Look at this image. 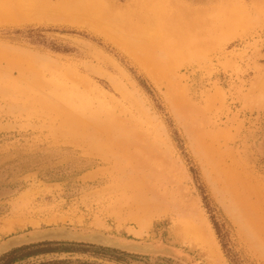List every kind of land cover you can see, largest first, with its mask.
I'll return each mask as SVG.
<instances>
[{"label":"rangeland","instance_id":"1","mask_svg":"<svg viewBox=\"0 0 264 264\" xmlns=\"http://www.w3.org/2000/svg\"><path fill=\"white\" fill-rule=\"evenodd\" d=\"M48 1L0 0V246L65 228L150 252L52 241L17 264H264V215L244 216L264 208V0ZM52 69L58 82L27 88ZM45 92L96 115L89 132L141 135L120 159L145 179L108 168L79 126L70 144L27 115Z\"/></svg>","mask_w":264,"mask_h":264},{"label":"bare ground","instance_id":"2","mask_svg":"<svg viewBox=\"0 0 264 264\" xmlns=\"http://www.w3.org/2000/svg\"><path fill=\"white\" fill-rule=\"evenodd\" d=\"M40 1V0H39ZM46 1H48V0H46ZM95 1H98V0H95ZM37 2V1H36ZM49 2V1H48ZM50 3V2H49ZM63 3V2H62ZM61 3V4H62ZM44 4H47V5H50V4H48V3H44ZM58 4V3H57ZM56 4V5H57ZM65 4H66V2H65ZM44 6V5H43ZM53 6H55V5H51L50 7L48 6V8H50V9H52L53 8ZM58 6V5H57ZM57 6H56V8H57ZM72 6L73 5H71V7L70 8H72ZM67 7V6H66ZM73 7H75L76 8V6H73ZM62 8V7H61ZM70 8H66L68 11H70L71 9ZM53 10V9H52ZM65 10V9H64ZM74 11V10H73ZM61 14L63 13L62 11L60 12ZM72 14V13H71ZM65 15H67V13L65 14ZM68 15H70V14H68ZM67 15V16H68ZM62 15H60V17H61ZM63 17V16H62ZM65 17V16H64ZM22 73H21V69H18V72H17V76H20ZM67 78V80L70 82V83H77V82H79V80H77V78H76V76L75 75H73V74H71L70 76L69 75H67L66 76ZM40 80H42V81H44V84H45V86L46 87H50V86H52L53 84H55L56 82H58L59 81V78H55V76H54V71H53V69L52 70H47V71H44V72H39V71H33V72H31V77H30V80H29V83H28V89L36 82V81H40ZM8 81V80H7ZM9 82V81H8ZM68 93L70 92L71 93V95H73V90H68L67 91ZM36 97V96H35ZM64 104V101L62 100V98L59 96V95H55V94H49L48 92H45L44 94H42L41 95V98H39V99H36V100H34V101H32V102H29L28 104H27V109H26V111H27V115H32V116H34V117H36V120L38 121V122H42L43 124H47L48 125V127L50 126V125H52V126H55L56 124H59V125H61L60 126V128L59 129H64L65 131H63L64 132V134H62V135H60V137H64L68 142H70V144L71 143H73L72 142V140H73V138L75 139V137H72V136H76V135H74L75 133H76V129H75V127L74 126H79V130H80V134L81 135H85V136H90V137H93L94 138V140L95 141H99V145H100V147L102 148V149H105V152H104V154H103V152H101V153H98V154H96L97 156L99 155V154H103V156L102 155H99L98 156V158L105 164H108V165H111L110 167H108V168H111V169H114V171L115 172H117V173H121V174H124V175H127V173L125 172V171H128V170H130V172H131V174L132 173H135V175L136 176H134V177H136L137 178V180H138V177L140 176V178H139V180L141 179V178H143V179H145L142 175H143V172H142V167H140V165H138V164H136L135 163V165L134 166H130V165H128V166H126V165H122L123 163H121V159H120V156H123V155H126V152L128 151V150H131V149H128L127 150V148H128V146H129V144L131 143V145H132V143L134 144L135 142H136V140L138 139V138H140V140H141V135H139V137L137 138V137H135V134H133L132 135V133L130 134V136H128V137H125V138H118V136H119V134H118V130H119V127H118V125H116V124H113V125H111L109 128H106V129H103V131L102 132H99V133H96V132H89L88 130H87V126H88V123L89 122H91V121H93V120H97V116L96 115H92V116H90L89 118H88V120L87 121H85V119L84 118H82V116H79L77 113L76 114H72V113H70V112H67L65 109H63V107H62V105ZM90 119V120H89ZM82 120V121H81ZM84 121V122H83ZM82 130H81V129ZM73 130V131H72ZM79 130H77V133H79ZM78 137H79V135H77ZM77 136H76V138H77ZM133 136V137H132ZM117 137V138H116ZM115 139V140H114ZM108 140V141H107ZM66 141V142H67ZM74 141V140H73ZM76 142H77V140H75ZM74 141V142H75ZM135 141V142H134ZM200 141V140H199ZM202 141V140H201ZM75 142V143H76ZM204 142V141H203ZM136 145V144H135ZM207 145V144H206ZM205 144L203 145V147L201 146V144H200V146H201V148L203 149L204 148V146H206ZM198 146V145H197ZM132 147H133V145H132ZM214 147V146H213ZM201 149V150H202ZM127 150V151H126ZM138 150V149H137ZM199 150H200V148H199ZM204 151V154H205V159H206V163H207V165H210L212 168H214L215 170L217 169V168H221V165H222V163H221V157H223L222 156V154L221 155H218L217 157H219V158H217L216 157V155H215V152H214V150L212 151H210V149H208V147H206L205 149H203ZM126 151V152H125ZM219 151V150H218ZM122 152V155L120 154ZM129 152V151H128ZM108 153H110V155H108ZM118 153H119V155H118ZM135 153H137V152H135ZM130 154V153H129ZM132 154H133V152H132ZM203 154V153H202ZM133 155H135V154H133ZM137 155V154H136ZM100 156H102V157H100ZM118 156V157H117ZM133 157V156H132ZM132 157H131V159H132ZM138 156H136V158H137ZM203 157V156H202ZM203 157V158H204ZM122 158V157H121ZM124 158H125V156H124ZM129 158V157H128ZM130 159V158H129ZM134 159H135V157H134ZM140 159V158H139ZM149 160V159H148ZM224 160V159H223ZM132 161H133V159H132ZM135 161V160H134ZM145 161H146V159H145ZM225 161V160H224ZM224 161H222V162H224ZM123 162V161H122ZM138 162H140V161H138ZM137 162V163H138ZM147 162V161H146ZM146 162H145V164H146ZM113 163V164H112ZM149 164V163H148ZM226 164V162H224V165ZM223 165V166H224ZM143 166H144V164H143ZM146 167V166H145ZM227 167V166H226ZM107 168V169H108ZM229 168H231V167H229ZM228 168V169H229ZM144 169V168H143ZM227 169V168H226ZM237 169V168H236ZM105 170V169H104ZM103 171V170H102ZM101 170H98V171H96L94 174H91V175H89L88 177L89 178H91V179H96V180H98V182H100V180L101 179H99V177L101 178V176H103V172H102ZM106 171V170H105ZM104 171V172H105ZM145 171V170H144ZM229 171V170H228ZM228 171H226V172H228ZM234 171V170H233ZM112 172V171H111ZM236 172H238V171H236ZM106 173V172H105ZM110 173V172H109ZM126 173V174H125ZM129 173V172H128ZM140 173H141V175H140ZM233 173V172H232ZM234 174H236V176L234 175L233 177H235V178H237V175H239L238 173H234ZM138 176V177H137ZM232 177V176H231ZM232 177V178H233ZM103 178V177H102ZM127 178V177H126ZM129 178H132V177H129ZM235 178H233V179H235ZM240 178V177H239ZM132 179H134V178H132ZM132 179H131V181H132ZM143 179H141V180H143ZM217 180V179H216ZM237 180L238 179H236V182H237ZM130 181V182H131ZM219 181V180H218ZM135 183H136V181H134ZM137 183L139 184V183H141V181L140 182H138L137 181ZM143 183V182H142ZM226 183V182H225ZM138 184H136L137 186H136V188H137V191H139L140 189H142V187L143 186H141L140 187V185H138ZM236 184V183H235ZM217 185V184H216ZM228 185V184H227ZM231 185H233V187L235 186L233 183L231 184ZM229 186V185H228ZM139 187H140V189H139ZM221 187V186H220ZM247 187V186H246ZM229 188H230V186H229ZM237 188V187H236ZM227 189V188H226ZM231 189V188H230ZM239 189V188H238ZM228 190V189H227ZM232 190V189H231ZM231 190H229V192H231ZM237 190V189H236ZM219 191H221V190H219ZM234 191H235V189H234ZM233 190H232V192L234 193H232L233 194V197H234V195L236 196L235 197V199L237 198V192L235 191L234 192ZM241 191V190H240ZM220 193V192H219ZM236 193V194H235ZM239 194V193H238ZM241 194V193H240ZM245 194V193H244ZM141 195V194H140ZM221 195V194H220ZM224 195V194H223ZM232 196V195H231ZM240 196V195H239ZM226 197H228V196H226ZM244 197V196H243ZM254 197H255V195H254ZM142 198V197H141ZM232 198V197H231ZM242 198V197H241ZM256 198V197H255ZM249 199V198H248ZM229 200V199H228ZM236 200H238V199H236ZM247 200V199H246ZM142 201V200H141ZM234 200H231V202H233ZM240 201V200H239ZM230 202V201H229ZM247 202V201H246ZM254 202V201H253ZM234 203V202H233ZM241 203V202H240ZM238 205L239 203H234V205ZM241 204H243V203H241ZM241 204H239L238 206V208H239V210H240V213H241V209L243 208V207H245V206H242ZM232 205V204H231ZM234 205H232L233 206V208H235L236 207V205L234 206ZM249 205H250V203H249ZM254 205V204H253ZM231 206V207H232ZM255 206V205H254ZM252 208H254L253 206H252ZM233 210V209H232ZM246 210V211H245ZM232 212H235V211H232ZM244 216L246 215V217L247 218H245V219H247V221L249 222L250 221V223L252 222V221H254V220H257V219H259V218H262V216L264 215V208H262V210L259 208V209H253V210H251V209H244ZM235 214H237V213H235ZM243 214V213H242ZM232 215H234L233 213H232ZM241 215V214H240ZM243 215H242V217H244ZM238 218H239V215H238ZM243 219V218H242ZM243 221H244V219H243ZM243 221H241V222H243ZM240 222V223H241ZM247 222V223H248ZM255 222V221H254ZM257 222V221H256ZM245 224V223H244ZM251 237V236H250Z\"/></svg>","mask_w":264,"mask_h":264},{"label":"water","instance_id":"3","mask_svg":"<svg viewBox=\"0 0 264 264\" xmlns=\"http://www.w3.org/2000/svg\"><path fill=\"white\" fill-rule=\"evenodd\" d=\"M52 241H70L78 243H87L99 245L107 248L117 249L131 253H147L150 250L139 244H121L117 241L111 240L105 235L99 233L83 234L79 231L71 229H49L43 232H36L32 235L23 237H15L5 241L0 246V255H3L14 249L27 246L30 244Z\"/></svg>","mask_w":264,"mask_h":264},{"label":"trees","instance_id":"4","mask_svg":"<svg viewBox=\"0 0 264 264\" xmlns=\"http://www.w3.org/2000/svg\"><path fill=\"white\" fill-rule=\"evenodd\" d=\"M28 248H19L15 249L0 258V264H17L31 256L30 253H24V251Z\"/></svg>","mask_w":264,"mask_h":264}]
</instances>
